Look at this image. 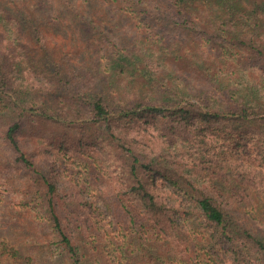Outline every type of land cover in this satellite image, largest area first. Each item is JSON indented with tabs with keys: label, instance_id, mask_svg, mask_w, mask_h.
I'll use <instances>...</instances> for the list:
<instances>
[{
	"label": "trees",
	"instance_id": "1",
	"mask_svg": "<svg viewBox=\"0 0 264 264\" xmlns=\"http://www.w3.org/2000/svg\"><path fill=\"white\" fill-rule=\"evenodd\" d=\"M0 264H264V0H0Z\"/></svg>",
	"mask_w": 264,
	"mask_h": 264
},
{
	"label": "rangeland",
	"instance_id": "2",
	"mask_svg": "<svg viewBox=\"0 0 264 264\" xmlns=\"http://www.w3.org/2000/svg\"><path fill=\"white\" fill-rule=\"evenodd\" d=\"M121 27L122 26H127L125 27V29L123 31H127L129 33V25H124L123 23L120 25ZM123 28V27H122Z\"/></svg>",
	"mask_w": 264,
	"mask_h": 264
}]
</instances>
